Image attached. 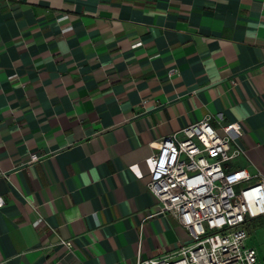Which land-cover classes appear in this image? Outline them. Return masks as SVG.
Instances as JSON below:
<instances>
[{
  "label": "crops",
  "instance_id": "obj_1",
  "mask_svg": "<svg viewBox=\"0 0 264 264\" xmlns=\"http://www.w3.org/2000/svg\"><path fill=\"white\" fill-rule=\"evenodd\" d=\"M206 115L264 176V0H0V264L174 255L146 159Z\"/></svg>",
  "mask_w": 264,
  "mask_h": 264
},
{
  "label": "built area",
  "instance_id": "obj_2",
  "mask_svg": "<svg viewBox=\"0 0 264 264\" xmlns=\"http://www.w3.org/2000/svg\"><path fill=\"white\" fill-rule=\"evenodd\" d=\"M209 115L163 138L147 159L148 189L160 209L189 233L174 255L139 258L137 264H256L247 246V223L264 218V176L226 163L241 152L232 141L242 136L238 120L223 122L221 134ZM0 197V205L3 203ZM70 246V241H63Z\"/></svg>",
  "mask_w": 264,
  "mask_h": 264
},
{
  "label": "rangeland",
  "instance_id": "obj_3",
  "mask_svg": "<svg viewBox=\"0 0 264 264\" xmlns=\"http://www.w3.org/2000/svg\"><path fill=\"white\" fill-rule=\"evenodd\" d=\"M253 227L248 238L250 241L254 240V238L258 239L264 247V222L259 225H254Z\"/></svg>",
  "mask_w": 264,
  "mask_h": 264
}]
</instances>
